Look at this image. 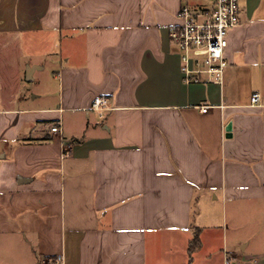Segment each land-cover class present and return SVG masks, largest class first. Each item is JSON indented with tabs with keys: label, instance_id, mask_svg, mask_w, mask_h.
<instances>
[{
	"label": "crops",
	"instance_id": "1",
	"mask_svg": "<svg viewBox=\"0 0 264 264\" xmlns=\"http://www.w3.org/2000/svg\"><path fill=\"white\" fill-rule=\"evenodd\" d=\"M198 1L0 0V264H264V0L223 85L171 41Z\"/></svg>",
	"mask_w": 264,
	"mask_h": 264
},
{
	"label": "built area",
	"instance_id": "2",
	"mask_svg": "<svg viewBox=\"0 0 264 264\" xmlns=\"http://www.w3.org/2000/svg\"><path fill=\"white\" fill-rule=\"evenodd\" d=\"M243 0H206L196 6L184 4L179 12L180 23L171 31L172 43L177 48L181 61L184 81L188 84L208 83L223 85L229 61L226 56L229 34L241 25ZM253 106L262 104V95L252 96ZM109 109V99L95 98L92 110L101 117ZM210 106H201L207 113ZM51 132H61V124L55 123ZM63 264V258H58ZM233 259L227 258L226 264Z\"/></svg>",
	"mask_w": 264,
	"mask_h": 264
},
{
	"label": "trees",
	"instance_id": "3",
	"mask_svg": "<svg viewBox=\"0 0 264 264\" xmlns=\"http://www.w3.org/2000/svg\"><path fill=\"white\" fill-rule=\"evenodd\" d=\"M201 230L199 228H196L194 230V237L190 242L189 245V254H190V258L193 257V254L200 249L201 247Z\"/></svg>",
	"mask_w": 264,
	"mask_h": 264
},
{
	"label": "rangeland",
	"instance_id": "4",
	"mask_svg": "<svg viewBox=\"0 0 264 264\" xmlns=\"http://www.w3.org/2000/svg\"><path fill=\"white\" fill-rule=\"evenodd\" d=\"M198 2H206V0H199ZM41 74H37V76L40 77ZM41 76H43L44 78H47V81L49 80L50 75L48 74V72L46 71L45 73H43ZM24 87L26 91H32V90H38V83L37 82H32V83H26L24 82Z\"/></svg>",
	"mask_w": 264,
	"mask_h": 264
}]
</instances>
